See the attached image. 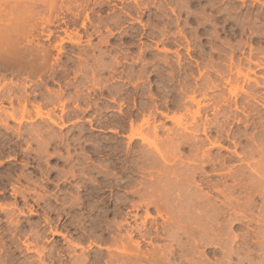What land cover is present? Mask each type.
Listing matches in <instances>:
<instances>
[{
	"label": "rangeland",
	"instance_id": "obj_1",
	"mask_svg": "<svg viewBox=\"0 0 264 264\" xmlns=\"http://www.w3.org/2000/svg\"><path fill=\"white\" fill-rule=\"evenodd\" d=\"M27 1H29L28 6L33 4L28 9L33 7L34 9L28 10V14L32 15L31 18L26 13V17L28 15L29 18H25L27 23H24L22 28L26 26V32H23H29L28 40L32 39L33 43L27 45L26 40L23 41L22 38L20 48L33 50L34 54L41 57L46 55V62L38 59L37 63L34 60L37 66L40 64L43 67L46 63L44 65L46 67L40 70L42 67L36 69L35 66L36 71H29L20 69L19 64L14 62H12L14 65L9 62L0 63V88L5 90L2 89V93L6 94V90L12 88L10 91L14 90L13 93L18 97L21 92L20 97L23 99L25 94L21 86L26 85V88H29L26 89L29 97H27V110L30 112V116L25 115L26 121L20 125L8 121L9 130L0 126V264H81V262L108 264L111 261L115 264L116 260L118 263L121 260L120 244L130 245L131 241L140 242L141 260L138 258V264H264V223L260 218L263 216L264 219V199H262L264 198V86L257 89L248 87L242 84L241 77L238 84L234 83L226 89L220 88L224 79L230 78L231 73L232 75L235 73L232 67L233 70L229 72L231 63L233 66L239 65L237 69H241L240 73L243 75L246 73L250 79L254 78L263 83L264 0H107L108 2L99 0V3L105 2L102 3L101 9L94 11L88 9L80 12L77 17L64 11L59 19L60 22L64 21V24L59 27L42 25L43 18L46 19L47 12L44 7L46 2L42 7L40 3L42 0H34L40 4L34 3L33 0ZM32 1L33 3H30ZM94 1L98 2V0L90 2L94 3ZM67 2L69 4L72 0L65 3ZM135 2L138 7L140 4L139 12L134 11ZM82 23L85 25L83 28ZM28 27H33V30H29ZM63 30H66V33ZM49 31L52 33L48 38ZM77 36H80V43L75 45L70 39L77 40ZM60 39L64 41L60 43ZM27 59L24 60L27 62ZM24 62L22 63L25 64ZM255 63L260 64L262 68ZM13 83H18L19 87L15 89ZM213 83L218 88L211 89ZM191 86L195 87L196 94L193 92L194 94L190 95ZM206 86H210L208 88L211 90ZM228 90L237 92L238 112L233 109V105L228 108L222 103L223 97L228 96ZM242 90L259 99L251 101ZM184 93L186 96L195 95L196 100L202 99L203 94L206 96L201 101L200 120L195 117L198 121L195 119L196 123L192 121L191 114L197 109L194 105L190 104L192 105L190 106L185 102ZM178 99L187 107L176 109ZM7 102L3 103V109L5 107L4 110L10 112L12 109ZM35 105L40 106L43 119L35 118ZM13 107L16 118H19L21 103L15 98ZM215 109H222L221 111L224 114L226 112V115L228 112L231 113L228 117L234 114V117H229L227 121H224V116L220 118L221 115H216L219 116L216 118ZM30 118L32 122H29ZM203 118H207L209 124H220L219 128L222 129L219 131L222 134L217 130V125L209 129L211 132L207 130V133H202ZM213 118L214 121L208 120ZM52 121L56 124H52ZM138 124L143 126L142 134L144 133L145 136L151 131L150 134L153 135L151 128L156 126L154 136L148 135L153 140L147 138L146 143L151 145L143 143L141 147L139 145L142 142L136 139L127 148L130 126L136 128ZM194 125L201 127L194 131L196 130ZM111 129L118 133L109 132ZM193 132L196 134L194 135ZM227 133L229 138H225ZM189 134L193 138L189 137ZM181 135L185 136L183 139L188 136L191 140L196 139L195 136L198 141L194 140L195 145L192 144L193 147H190L185 143L191 141L188 138L184 141ZM217 135L219 136L216 138L222 148L216 146L212 150L208 140L209 138L214 140ZM146 145L154 148L149 151ZM199 146L202 152L199 151ZM138 148L146 149L140 151ZM127 149L129 151L132 149L129 155L126 154ZM143 151H147L149 160L146 161L147 157L143 155ZM157 151L162 152L165 168L162 167L161 158H156ZM150 153L157 155L152 156L157 161L151 159ZM204 153L212 157L209 158L215 167H200L203 166L202 158L204 157V160L206 158ZM142 155L145 157L143 158ZM193 156L195 158H192ZM194 159L196 161H193ZM193 162H196L195 166ZM175 164L182 165L175 167ZM187 164L189 167L202 169L204 173L199 169L200 172H196L194 179L192 173L186 170L189 169ZM165 169L167 175L165 172L163 174ZM177 170L181 172L180 174H184L183 178ZM176 172L179 177L175 175ZM164 175L166 179L161 180L165 183L172 181V185L175 186H170V191L177 190L175 193L179 197L180 192L184 194L182 188L184 186L181 183L189 184L186 181L191 179L190 186L187 184L186 188L185 185V189L188 190L190 187L189 193L195 195L190 196L187 190L182 195L184 199L175 198L174 191V194L171 192L172 194L167 195L175 200L182 202L184 200L188 207L194 206L190 202L200 195L199 202L203 201V198L207 199L206 203L210 202L208 206L205 204L206 209L201 207L200 210L195 205L194 207L199 209L192 210L193 207L190 206L189 209L187 207L188 212L190 211L188 215L184 202L177 203L181 206L176 210L178 206L175 205L176 202L174 205L171 204L174 200L170 199V196H164L165 203H170L175 210H171L166 204L168 211L166 208L164 210L162 207L165 205L160 200V205L161 202L163 204V206L158 204L160 208H157L162 209L160 217L154 206L150 205L145 209L142 203L147 200L148 190L149 195L151 190L156 191L158 186L156 187L155 184H159L161 180L158 178ZM169 175H172V178ZM167 176L172 180L169 181L170 178ZM174 176L177 178L175 179ZM184 176L187 179L185 182ZM154 179L158 182L155 183ZM173 181L177 183L174 184ZM165 183L161 182L164 189L159 184L161 189L158 187L157 190L160 192L157 191L156 196L161 194L160 196L163 197L161 191L169 188L167 187L169 184L166 186ZM198 183L199 187H195ZM255 183H260L263 188L259 186L260 184L258 186L262 190H258L259 187ZM249 184H254L257 188L252 189L254 186L251 185V188ZM213 185L218 192L213 190L215 188ZM145 186L148 190H145L147 189ZM176 186H179V189H176ZM222 187H227L228 191L223 190ZM132 191L136 192L135 197ZM248 191L250 193L246 194ZM220 192L221 195L224 192L228 193L229 196L223 195L226 198L238 199L239 203L235 201L242 208L241 205L254 201L251 203L254 205L253 208L256 207L255 211L252 208L254 216L249 215V218L248 214H245L248 218L247 226L246 221H242L241 217V220L239 216L234 219L233 212L229 213L232 210L223 207L226 205L225 203L222 205L225 200ZM142 195L147 197L143 196L141 199ZM189 197H193L191 201ZM257 197L262 200H258ZM168 200L171 202H166ZM138 203H141V207L137 206ZM132 205L135 209H132ZM212 206L218 209L215 208L217 210L215 213L218 214L212 213L214 211ZM219 207L225 210L221 209L222 213H220ZM180 208L186 213L180 212ZM242 208L240 209L243 210ZM148 209L150 211L146 212ZM261 209L262 211H259ZM21 210L24 215L18 213ZM30 210L32 214H29ZM203 210L205 213L209 212V215L207 213L204 217ZM256 212H261L263 215ZM196 213L201 214L202 217ZM127 214H137L139 218L136 219V225V220L125 219ZM194 214L197 216L194 217ZM171 216L173 220H178L176 223L180 222L178 223L180 227L174 225L180 229L174 227L177 232V234L174 232L175 243L163 237L160 228L166 225L165 221ZM185 217H188L189 223ZM257 217L259 223L256 221ZM145 218L147 221L144 220ZM228 218L240 221L238 223L232 221L231 224ZM193 219L194 221H191ZM143 220L146 222V232L155 227L160 229L156 238L153 236L154 230L151 231L154 240L152 238L150 242L146 239L142 240L133 231L134 226L137 224L141 226ZM182 220L185 222L183 223ZM127 221L130 226L124 224ZM127 234H132L130 238L132 240L129 241ZM235 236L236 238L233 239ZM118 239H121V243ZM231 242L235 245H231ZM231 246L233 253H230ZM130 248L132 247L126 248L129 249L126 252L128 255L125 254L127 258L124 256L126 260L134 252L133 248L130 252ZM224 249L230 254L224 252ZM170 251L173 253L172 256Z\"/></svg>",
	"mask_w": 264,
	"mask_h": 264
},
{
	"label": "bare ground",
	"instance_id": "obj_2",
	"mask_svg": "<svg viewBox=\"0 0 264 264\" xmlns=\"http://www.w3.org/2000/svg\"><path fill=\"white\" fill-rule=\"evenodd\" d=\"M31 1V0H30ZM34 1V0H33ZM33 1L32 2H30V3H33ZM37 1H40V0H37ZM37 1H34V3L35 2H37ZM66 1H68V0H46V1H41L40 3H42V7H43V3L44 2H46L45 3V6L44 7H46V19H44L43 18V22H42V25L43 24H46V27L48 26V27H50V26H56V27H59L61 24H64V21H61L60 22V16H61V14L64 12V11H66V12H68V13H72L73 15H75L76 17L77 16H79V14H80V12H83V11H85V10H90V11H94L95 9L96 10H99V9H101L102 8V6H103V4L105 3H99V0H98V2L97 1H94V3H91L89 0H72V2H69V4H68V2H67V4L65 3ZM104 1V0H103ZM107 1V0H106ZM121 1H124V0H121ZM29 1H27V0H0V63L2 64V63H4V64H7V62H9V63H12V62H14L15 64H19L18 66L20 67V69H23V70H25V69H28L29 71H36V69H39L40 67H42V66H40V64H39V66H37V64H35L36 63V61H37V63H38V59H40L42 62L46 59L45 57H46V55H43V57H41V56H39V55H37L36 53L34 54L30 49L29 50H27L26 48H20V43H22V41L20 42V40L22 39L23 41H24V39L26 40V42H25V44H27V45H30L31 43H33L32 42V39L31 40H28L29 38V36H28V33H24L23 31H25V29H27L26 28V26H25V28H22V27H24V23H27L26 21H25V18H29L28 17V15L30 16V18H31V14L29 13L28 14V7L29 6H32V5H29L28 6V3ZM108 2V1H107ZM106 2V3H107ZM29 3V4H30ZM38 4H40L39 2H37ZM35 5V4H34ZM135 9H134V11L135 10H138V8L140 7V4H139V7H138V5H137V3L135 2ZM39 6V5H38ZM89 6H91L90 8H89ZM105 6V5H104ZM32 9V8H31ZM30 9V10H31ZM33 9H34V7H33ZM32 9V10H33ZM29 10V11H30ZM133 11V10H132ZM131 11V12H132ZM36 12V11H35ZM40 12V11H39ZM138 12H139V10H138ZM26 13L28 14L27 15V17H26ZM126 14V13H125ZM128 14V13H127ZM88 15V14H87ZM87 15H86V17H87ZM130 15V14H129ZM74 17V16H73ZM25 21V22H24ZM33 22H34V20H32ZM41 21V20H40ZM24 24V25H23ZM31 26H33V25H31ZM85 25H84V23H82V28L84 27ZM34 27V26H33ZM33 27H31V28H29V30H31ZM33 30V29H32ZM23 33H22V32ZM28 31V30H27ZM64 31V33H66V30H63ZM26 32V31H25ZM22 33V34H21ZM51 33H52V31H49V35L47 36L48 38L50 37V35H51ZM31 34V33H30ZM32 38V37H31ZM80 36H77V40H72V39H70V42L71 43H73V44H75V45H78L79 43H80ZM64 41V39H60V43H62ZM37 46V45H36ZM59 46H60V44H59ZM20 48V49H19ZM38 52V51H37ZM46 53V52H45ZM38 54H39V52H38ZM41 55V54H40ZM27 57H29V59H30V57H31V59L29 60V59H27ZM27 59V62H26V60H24V59ZM26 62H24V61ZM34 60H36V61H34ZM22 62H24L25 64H23ZM35 62V63H34ZM45 62H46V60H45ZM8 63V65H11V64H9ZM40 63V62H39ZM250 63V62H249ZM248 63V64H249ZM13 64V63H12ZM20 64H23V65H20ZM41 64H43V63H41ZM46 64V63H45ZM44 64V65H45ZM256 64V63H255ZM14 65V64H13ZM44 65H43V67H44ZM257 65V64H256ZM35 66H36V69H35ZM230 66V68L232 67V68H234L235 69V73L232 75V73H231V70H233L232 68L231 69H229V72L231 73V76H233V78H231V76H230V78L228 77L227 79H224V83H223V85H221V87L220 88H223V89H226L227 87H230V86H232L234 83L235 84H238L239 83V79L242 77L243 78V85H247L248 87H250V86H252V88H254V89H257V88H261V87H263L264 86V77H262V80H263V83L261 84V82H259L257 79H254V78H252V79H250L249 77H248V75L245 73L244 75L242 74V73H240V70H238L237 68H238V66H233V64L231 63V65H229ZM228 66V67H229ZM258 67H260V68H262L261 66H260V64H258L257 65ZM37 67H39V68H37ZM43 67L40 69V70H42L43 69ZM46 67V66H45ZM44 67V68H45ZM35 69V70H34ZM262 69H264V67L262 68ZM27 70V71H28ZM227 73V72H226ZM230 73H228V74H230ZM229 76V75H228ZM220 77H221V75H220ZM11 82V81H10ZM207 82V81H206ZM20 83V82H19ZM196 83V82H195ZM210 83V82H209ZM22 84V83H21ZM207 84H208V82H207ZM211 84V83H210ZM9 85H11V87L13 86V87H15V89H16V87L18 88L19 86V84L18 83H13V85L12 84H9ZM23 85H25V84H23ZM205 85V84H204ZM213 85L214 86H212V88L211 89H213V88H218V86L217 85H215L214 83H213ZM3 86V85H2ZM28 86V85H27ZM197 86V85H196ZM211 86V85H210ZM210 86H206L207 88L208 87H210ZM1 87V86H0ZM28 87H30V86H28ZM243 87V86H242ZM5 88V87H4ZM9 88H10V86H9ZM21 88H23V91L22 92H24V94H25V98H23L22 99V97H20V95H21V92H20V95H19V97L18 96H16L13 92H14V90H12V91H10V89H12V88H10V89H7L6 91V94L3 92L2 93V89L3 88H0V126H2V127H4L6 130H9V127H8V121H12V122H15L16 124H18V125H20L23 121H26V116L25 115H28V116H30L29 114H30V112L27 110L28 108H27V97H28V95L26 94V93H28V92H26V89H29V88H26V85L25 86H21ZM20 88V89H21ZM187 88H188V86H187ZM191 88H192V86H191ZM195 88V87H194ZM194 88H192V90L190 91V95H191V93H192V95L195 93L196 94V92H194ZM206 88V89H207ZM190 89V88H189ZM210 88H208V90H209ZM210 89V90H211ZM9 90V91H8ZM22 90V89H21ZM186 90V89H185ZM188 90V89H187ZM3 91H5L4 89H3ZM18 91V90H17ZM16 92V91H15ZM186 92V91H185ZM194 92V93H193ZM17 93V92H16ZM187 93H189V92H187ZM242 93L246 96V97H249V99L251 100V101H257L259 98H256V96H253V95H250V93H248V92H246V91H243L242 90ZM23 94V93H22ZM30 94V93H29ZM184 97H186V101L185 102H188L187 104L188 105H190V104H192V105H194L195 107H196V111H194L191 115L193 116V119H192V121L193 122H195V117H198V119L200 120V118H199V115L200 114H202V113H200L201 111L200 110H202L201 109V101H202V99H204L206 96H205V94H203V95H201L202 96V99L200 98L199 100H196V98H194L195 97V95H194V97L193 96H189V94H188V96H186V93H184ZM13 96H14V98L19 102V103H21V111H20V117L19 118H16V112H15V110H14V107H13V100H14V98H13ZM22 96H24V95H22ZM183 96V95H182ZM181 96V97H182ZM181 97H179V98H181ZM29 98V97H28ZM183 99V98H182ZM7 100H8V102H7ZM183 100H185V99H183ZM177 101V100H176ZM182 100H180L179 101V99H178V103H176V109H179L180 110V108L179 107H181V109H182V107H183V109H184V103H182L181 102ZM222 103H223V105L225 106V107H228V108H230L231 107V105H233V109H235V111H239L238 110V107H237V92H232V91H230V90H228V96L227 97H223V99H222ZM4 102H7V103H9V105H10V108L12 109V111H10V112H8V111H6V110H4V109H6L5 107H4V109H3V103ZM29 102V101H28ZM181 102V103H180ZM247 104H248V102H247ZM183 105V106H182ZM192 105H190V106H192ZM20 106V105H19ZM141 107H142V105H141ZM140 107V108H141ZM146 107V106H145ZM186 107H187V105H186ZM185 107V108H186ZM189 107V106H188ZM36 108V109H35ZM35 114H34V116H35V118H39V119H43L44 118V116H43V114H42V112H41V110L39 109L40 108V106L38 107L37 105H35ZM146 109V108H145ZM190 109V108H189ZM188 109V110H189ZM185 110H187V109H185ZM222 109H215L214 110V114H215V116L216 115H221L220 116V118L222 117V116H224V121H227L228 120V118L229 117H231V116H233L234 114H232L231 116H229L228 117V115L229 114H231V113H229L228 112V114L226 115V112H225V114H224V112H222L221 111ZM232 110V109H231ZM220 112H222L221 114H220ZM185 113H187L186 111H185ZM212 113V114H213ZM233 113H234V111H233ZM194 114V115H193ZM213 114V115H214ZM46 115V114H45ZM190 116V115H189ZM192 116H190V117H192ZM201 116V115H200ZM219 116H216V118H218ZM46 117V116H45ZM163 117H165L164 115H163ZM167 117V116H166ZM234 117V116H233ZM143 118V117H142ZM205 118V117H204ZM203 118V119H204ZM215 118V117H214ZM214 118L213 119H208L209 121H214ZM144 119V118H143ZM142 119V120H143ZM147 119V118H146ZM231 119V118H230ZM34 121V120H33ZM131 121V120H130ZM133 121V120H132ZM191 121V122H192ZM196 121H197V119H196ZM202 122H203V120H201ZM215 121H217L216 119H215ZM29 122H32V119L30 118V120H29ZM142 122V121H141ZM146 122V121H145ZM198 122V121H197ZM201 122V123H202ZM219 122V121H218ZM218 122H216V123H218ZM222 122V124H223V121H221ZM52 124H56L55 122H51ZM196 123V122H195ZM201 123H200V125H201ZM211 123V122H210ZM213 123H215V122H213ZM194 124V123H193ZM199 124V123H198ZM221 124V125H222ZM130 125V124H129ZM132 125H133V123H132ZM139 125V124H138ZM145 125V124H144ZM146 125H147V123H146ZM196 125V124H195ZM195 125H194V128L196 129V130H194V131H197V130H199L200 129V127H198V125L195 127ZM216 125L217 124H209V122L207 123V118L206 119H204V123H203V125H202V133H207L206 131L208 130V132L210 131L209 129H212V127H216ZM152 127H153V125H151ZM193 126V125H192ZM219 126H220V124L219 125H217V127H218V131L220 130V129H222V128H219ZM143 126L142 125H139L138 127H136V128H134V127H132V126H130V134H129V136L127 137V139H128V142H127V148H129L133 143H134V140H139L140 141V143L142 142V144L141 145H139V146H141V147H143L142 145H143V143L144 144H149V145H151L150 143H146L147 142V140L150 138V141H152L153 140V138H152V140H151V137H153L154 136V134H155V127L154 128H151L152 130H153V135H151L150 133L152 132H149V129H148V132H149V134L147 133V136L148 135H151V137H147V136H145L144 135V133L142 134V128ZM149 127H150V125H149ZM147 128V127H146ZM197 128H199V129H197ZM208 128V129H207ZM192 129H193V127H192ZM155 130V131H154ZM217 130H215V131H217ZM201 131V130H200ZM109 132H111V133H118V132H116L115 130H109ZM143 132H146L145 130H143ZM191 132V131H190ZM211 132V131H210ZM220 132V131H219ZM219 132H217V133H219ZM222 132H224V130H222ZM19 133V132H18ZM201 133V132H200ZM216 133V134H217ZM221 133V132H220ZM146 134V133H145ZM191 134V133H190ZM189 134V137L191 136ZM193 134L195 135L196 133L195 132H193ZM198 134V133H197ZM215 134V135H216ZM222 134V133H221ZM221 134H220V136H221ZM241 134V133H240ZM118 135V134H117ZM157 135V134H156ZM205 135V134H204ZM210 135V134H209ZM182 136V135H181ZM180 136V137H181ZM196 136H198V135H196ZM218 136L219 135H217V136H215V138H214V140L213 139H211V140H213V141H211L210 140V138H209V145H210V148L212 149L213 147L215 148L216 146H220L219 145V140L217 139L218 138ZM241 136H243V135H241ZM157 137V136H156ZM188 136H186V139L188 138V140H190L191 142H184L185 144H187L188 146H190V147H193L195 144V141L194 140H196L197 139V137H195L194 136V138H196V139H192L191 140V138H193V136H191V138H189ZM204 138H208V137H205V136H203ZM217 137V138H216ZM148 138V139H147ZM182 139L183 138H185V136H182L181 137ZM180 138V139H181ZM221 138V137H220ZM225 138H229V134L227 133V134H225ZM156 138H154V141H156L155 140ZM186 139H183L184 141H186ZM222 141H223V138L221 139ZM220 140V141H221ZM197 141H198V139H197ZM200 141V140H199ZM202 141V140H201ZM205 141V140H204ZM207 141V140H206ZM149 142V141H148ZM181 142H183V141H181ZM193 142V143H192ZM171 143V142H170ZM198 142H196V144H197ZM202 143H203V141H202ZM156 144V143H155ZM154 144V145H155ZM168 144H169V142H168ZM192 144H193V146H192ZM199 144H201V142H199ZM207 144V145H208ZM149 145H146V146H148L147 148H148V150L149 149H153L152 147L151 148H149ZM170 145H172V143L170 144ZM203 146V145H202ZM205 146H206V144H205ZM205 146H203V147H205ZM221 148H222V146H220ZM125 148H126V145H125ZM140 148V147H139ZM138 148V150H140ZM155 148H157L156 147V145H155ZM159 148V147H158ZM195 148H197V147H195ZM219 148V147H218ZM133 149V148H132ZM131 149V150H132ZM144 149V151H145V149L146 148H143ZM142 149V150H143ZM160 149V148H159ZM198 149V148H197ZM197 149H195L196 150V152H198V150ZM199 151L200 152H202L201 151V149L202 148H200V146H199ZM220 149V148H219ZM115 150V149H114ZM117 150V149H116ZM130 150V151H131ZM138 150H136V151H138ZM142 150H140V151H142ZM156 150H158V149H156ZM163 150V149H162ZM205 150V149H204ZM209 150V149H208ZM213 150V149H212ZM119 151V150H118ZM125 151V150H124ZM129 149H127V153L126 154H128L129 152ZM143 151V152H144ZM150 151V150H149ZM148 151V152H149ZM159 151V150H158ZM157 151V153L156 154H158V156L155 154V155H153L154 154V152L153 151H151V152H153V154H151L150 153V155H151V159L153 160V159H155L156 160V158H158V157H160L161 158V160H162V167L163 166H165V161L163 162V157H162V152L160 153V152H158ZM160 151H161V149H160ZM211 151V150H210ZM126 152V151H125ZM133 153L135 152V151H132ZM147 152V151H146ZM146 152H144L143 153V155H145L146 157H147V153ZM156 152V151H155ZM120 153V152H119ZM122 153H123V151H122ZM138 153V152H137ZM136 153V154H137ZM207 153V152H206ZM124 154V153H123ZM135 154V155H136ZM139 154H141V152H139ZM205 154V153H204ZM208 154H209V152H208ZM129 155V154H128ZM131 155H134V154H132L131 153ZM142 155V156H143ZM193 155H195V154H193ZM206 155V154H205ZM126 156V155H125ZM141 156V157H142ZM145 156H143V158L145 157ZM152 156H157L156 158L154 157V158H152ZM127 157V156H126ZM196 157H197V154H196ZM200 157V156H199ZM201 157H202V154H201ZM209 157H211L210 155L209 156H207L206 155V158H205V160H206V162H205V160H204V157L202 158V162H201V165L203 164V166H200L199 164V166L200 167H206V166H208V167H210V166H213V167H215L214 166V164L212 163V161H211V158H209ZM128 158H129V156H128ZM149 158L150 157H147V159H146V161L147 160H149ZM192 158H195L194 156L192 157ZM198 158V157H197ZM199 160H200V158H198ZM159 160V159H158ZM165 160V159H164ZM199 160H197V161H199ZM213 160V159H212ZM144 161H145V159H144ZM151 161V160H150ZM157 161V160H156ZM190 161V160H189ZM193 161H196L195 159L193 160ZM215 161V160H214ZM217 161V160H216ZM215 161V162H216ZM120 162V161H119ZM155 162V161H154ZM160 162V161H159ZM190 162H192V161H190ZM214 162V163H215ZM218 163H220L219 161H217ZM223 162V161H222ZM127 163V162H126ZM148 163H149V161L148 162H146V164H147V166H148ZM176 163V162H175ZM181 163V162H180ZM189 163V162H188ZM194 163V162H193ZM200 163V162H199ZM217 163V164H218ZM224 163V162H223ZM121 164H123V163H121ZM154 164V163H153ZM156 164V163H155ZM164 164V165H163ZM189 164H192V163H189ZM189 164H187V166L189 165ZM195 164H196V162L194 163V166H195ZM124 165V164H123ZM151 165H152V163H151ZM176 166L175 167H178V166H181L182 164H180V165H177V164H175ZM184 165V164H183ZM198 165H197V167H198ZM216 165V164H215ZM219 166H220V164H218ZM125 167H126V165H124ZM155 166H157V165H155ZM160 166V165H159ZM192 166V165H191ZM150 167V166H149ZM152 167H153V165H152ZM167 167V166H166ZM174 167V166H173ZM189 167V166H188ZM187 167V168H188ZM116 168H119V167H116ZM163 168H165V167H163ZM162 168V169H163ZM184 168V167H183ZM217 168V167H216ZM172 169V168H171ZM199 169L200 168H194V167H189V169H186L187 171L189 170V173L191 174L192 173V176L194 177V175L196 174V172L197 171H199ZM212 169H214V171H217V169H215V168H212ZM126 170V169H125ZM201 170V172L202 173H204L203 172V170L202 169H200ZM160 171H162V170H160ZM177 171H179V170H177ZM181 171H183V173H184V169H182ZM187 171H185L187 174H188V172ZM213 171V170H212ZM164 172H165V175H167L166 173V169H165V171L163 170V174H164ZM200 172V171H199ZM168 173H170V171H168ZM172 173V172H171ZM178 172H176V174L175 175H177L178 176V174H177ZM181 172L179 171V174H180ZM180 174V176L183 178V175L185 174ZM198 173V172H197ZM228 173V172H227ZM161 174H162V172H161ZM162 174V175H163ZM173 174H174V172H173ZM190 174H188V175H190ZM215 174V173H214ZM231 174V173H230ZM160 175V174H159ZM162 175H160V176H162ZM164 175V176H165ZM204 175V174H203ZM228 175H229V173H228ZM162 177V178H158V180H161V179H166V176L165 177ZM169 176H171V178H172V175H169ZM169 176H167V177H169ZM192 176L190 175V177L192 178ZM232 176H233V174H232ZM235 176V175H234ZM104 177V176H103ZM179 177V176H178ZM188 177V176H187ZM224 177H225V175H224ZM157 178V177H156ZM170 178V177H169ZM169 179V181L170 180H172V179ZM174 178H175V176H174ZM173 178V179H174ZM177 178V177H176ZM175 178V179H176ZM189 178V177H188ZM196 177H194V179H195ZM233 178V177H232ZM103 179V178H102ZM112 179V178H111ZM152 179H153V177H152ZM185 176H184V182H185ZM190 179V178H189ZM236 179V178H235ZM104 180H105V178H104ZM157 180V179H156ZM179 180V179H178ZM180 180H182L181 178H180ZM187 180V179H186ZM193 180V179H192ZM154 182H155V179L153 180ZM166 181H168V180H166ZM168 181V182H169ZM190 181H191V179L188 181H186V183L187 182H189V184H190ZM194 181V180H193ZM192 181V182H193ZM232 181H233V179H232ZM231 181V182H232ZM156 182H158V181H156ZM155 182V183H156ZM161 182L162 183H165L164 181H162L161 180ZM161 182L159 183V184H161ZM174 182V181H173ZM176 182V181H175ZM174 182V184H176ZM182 182H183V180H182ZM191 182V183H192ZM102 183V182H101ZM154 183V184H155ZM180 183H181V181H180ZM193 183H195V182H193ZM201 183V182H200ZM203 183V182H202ZM241 183V182H240ZM159 184H155L156 185V187L158 186H160ZM166 184V186L167 187H169V188H166V190H162L161 191V193H163L162 195H163V197L162 196H160L161 194H159L158 196H156V194H158V193H156L157 191L158 192H160V190H157V189H159L158 187H157V189H156V191H154V189H153V191L154 192H152V190H151V192H150V195H149V190H148V187L147 186H145V187H147V189H145V190H148V194H146L147 196H145V195H142L141 196V199H142V197L143 196H145V198L147 197V200H146V202H145V204H144V202L142 203L143 205H145V209H146V207L148 208V206H154V208H156L155 210H157V214H158V216L160 217V212H161V210L162 209H157L159 206H163V204H162V202L164 203V205L166 204L165 203V200H164V196L166 197V196H170V195H167V194H169V193H173V191H170L171 190V188H170V186H175V185H172V181L170 182V183H165ZM188 184V183H187ZM187 184H185L186 185V188L188 187L187 186ZM188 184V185H189ZM195 184H197V182L195 183ZM257 183H255V185H256ZM260 183H258L256 186L257 187H259V186H261V184L259 185ZM102 185H103V183H102ZM146 185V184H145ZM184 186V187H182V186ZM181 185H180V189H181V187L184 189V194L186 193V190L187 189H185V185L184 184H182L181 183ZM193 185V184H192ZM217 186H218V184H216ZM234 185V184H233ZM233 185H232V187H233ZM250 186L251 185H253L254 186V184H249ZM248 185V186H249ZM259 185V186H258ZM99 186V185H98ZM101 186V185H100ZM106 186V185H105ZM104 186V187H105ZM112 186V185H111ZM151 186V185H150ZM154 186V185H153ZM152 186V187H153ZM161 186H162V188L164 189V187H163V185L161 184ZM190 186V185H189ZM214 186V185H213ZM224 186V185H223ZM244 186H246V185H244ZM151 187V188H152ZM195 187H199V183H198V186H196L195 185ZM215 187V186H214ZM225 187V186H224ZM224 187H222L223 188V190L225 189V190H227L226 188L228 187H226V188H224ZM230 187V186H229ZM231 187V188H232ZM257 187H255L254 186V188H252V186H251V188L252 189H255V188H257ZM155 188V187H154ZM179 189V186H176V189ZM190 188V187H189ZM189 188H188V193H189ZM211 188H213V187H211ZM231 188H229V189H231ZM241 188V187H240ZM245 188V187H244ZM261 188H263L262 186H261ZM100 189V188H99ZM150 189V188H149ZM161 189V188H160ZM173 189H174V187H173ZM182 189V190H183ZM191 189H192V187H191ZM219 189H221V188H219ZM234 188H232V190H233ZM243 189V188H242ZM246 189H248V188H246ZM245 189V190H246ZM250 189V188H249ZM264 189V188H263ZM181 190V191H182ZM194 190V189H193ZM193 190H190V191H193ZM196 190V189H195ZM213 190H216V187L213 189ZM251 190V189H250ZM258 190H262V189H260V187L258 188ZM177 190H175L174 191V193L176 192ZM179 191V190H178ZM217 191V190H216ZM221 192H223L222 191V189L220 190ZM228 191V190H227ZM226 191V192H227ZM233 191H235V190H233ZM233 191H231V192H233ZM247 191V190H246ZM246 191H243V192H246ZM251 191H253V190H251ZM254 191H256V190H254ZM180 192V191H179ZM179 192H177V193H179ZM195 192V191H194ZM193 192V193H194ZM218 192V191H217ZM221 192L219 193L220 195H221ZM226 192H224V194H226ZM236 192V191H235ZM234 192V193H235ZM240 192H242L241 190H240ZM259 192V191H258ZM258 192H256V193H258ZM261 192H263V191H261ZM17 193V192H16ZM130 194H131V192H129ZM145 193H146V191H145ZM171 193V194H172ZM173 193V194H174ZM192 193V192H191ZM191 193H189V195L191 196H193V195H195V194H191ZM195 193H197V191L195 192ZM248 193H250V191H248L246 194H248ZM255 193V194H256ZM19 194V193H18ZM17 194V195H18ZM132 194H134V197H135V194H136V192H134V191H132ZM138 194H140V193H138ZM138 194H137V196H138ZM142 194H144V193H142ZM183 193L181 194V192H180V197L181 198H183V196L182 195H184ZM199 194V193H198ZM219 194H217V195H219ZM224 194H222L221 196H223ZM228 194V193H227ZM226 194V195H227ZM251 194H253V192L251 193ZM262 194V193H261ZM260 194V195H261ZM21 195V194H20ZM179 195V194H178ZM219 195V196H220ZM258 195V194H257ZM263 195V194H262ZM15 196H16V194H15ZM24 196V195H23ZM133 196V195H132ZM173 196V195H172ZM174 196H176L175 198H177V197H179V196H177L176 195V193L174 194ZM186 196V198L188 197L187 196V194L185 195ZM199 196L200 195H198L197 196V198H195V196H194V198L195 199H197V201L194 199L193 201H191L192 200V198L191 197H189V199H190V203H193L194 204V206L196 205L197 207H199L200 208V210H201V207L202 208H204V209H206L205 208V206L207 205V204H209L210 202L209 201H207L208 203H206L205 202V200H207L206 198H205V200H204V198L203 197H200V198H203L202 200L203 201H201V202H199L198 201V198H199ZM228 196H229V194H228ZM232 196V194L230 193V197ZM21 197V196H20ZM140 197V196H139ZM138 197V198H139ZM171 197V196H170ZM179 197V198H180ZM224 197V200H225V202H222V205H223V203H225L224 205H226V206H223V207H227V209L230 211V210H232V211H228L230 214H232V212H233V215L235 216V217H233L232 215V217L235 219L236 217H238L239 216V218L241 217L242 218V221H246V226H247V220H248V218H247V215H245V214H248V217H249V215H250V217H252L251 215H253L254 216V214H252V212H253V210H252V208H253V204H251V203H253V202H251V203H245L244 205H241V206H243V208L242 207H240V205L238 204L239 203V201H237L236 199H233L234 197H231V199H229V197H227L226 198V196H223ZM258 197H259V195H258ZM257 197V198H258ZM261 197V196H260ZM264 197V196H263ZM22 198V197H21ZM20 198V199H21ZM24 198V197H23ZM144 198V199H145ZM175 198L173 199L172 197L170 198V199H173L172 201L174 202H171L170 200H168V201H166V202H168L169 203V201L171 202V204L172 205H174L175 204V202H176V204L175 205H179L182 201H179V200H177V199H179V198H177L176 200H175ZM185 198V199H186ZM236 198V197H235ZM262 198V197H261ZM166 199V198H165ZM169 199V198H168ZM184 199V198H183ZM262 199H264V198H262ZM262 199H259L258 198V200H262ZM15 200V199H14ZM17 200V199H16ZM140 200V199H139ZM162 201L161 202V205H160V201ZM188 200V199H187ZM187 200H185V201H187ZM201 200V199H200ZM223 200V201H224ZM238 202H236V201ZM23 201H25V200H23ZM158 201H159V203H158ZM141 202V201H140ZM183 202H184V200H183ZM182 202V203H183ZM188 202V203H189ZM260 202H262V201H260ZM177 203H179V204H177ZM186 202H184L183 204H185ZM243 203V202H242ZM263 203V202H262ZM261 203V204H262ZM17 204V203H16ZM141 203H138L137 204V206L139 205L140 207H141V205H140ZM158 204H159V206H158ZM170 203L169 204H166L168 207H171V210H175V209H172V205H171ZM206 204V205H205ZM241 204V203H240ZM255 204V203H254ZM142 205V206H143ZM163 206L162 208H164V210H165V208L167 207V206ZM186 205V204H185ZM188 205V204H187ZM185 206V208L187 209V207L188 206ZM221 205V204H220ZM264 205V204H263ZM176 206V207H177ZM181 206V205H180ZM180 206H178L177 208H176V210H178V208L180 207ZM184 206V205H183ZM182 206V208H184ZM191 206V205H190ZM189 206V207H190ZM193 205L191 206V207H193L192 208V210L193 209H196L195 207H194ZM208 206V205H207ZM261 205L259 204V207H260ZM132 207H133V205H132ZM131 207V208H132ZM189 207H188V209H189ZM213 207V206H212ZM222 207V208H223ZM259 207H258V209H259ZM139 208V207H138ZM160 208V207H159ZM174 208V207H173ZM182 208H180V212H182ZM198 208V209H199ZM208 208V207H207ZM214 208V207H213ZM216 208V207H215ZM212 209V210H214L213 212H212V210H211V212L214 214L215 212H217V210L216 209ZM220 208V207H219ZM222 208H220L219 209V212H220V210L222 209ZM240 208H242L243 210H241ZM254 208H256V207H254ZM253 208V209H254ZM260 208H262V207H260ZM1 209H2V207H1ZM132 209H135V207H133ZM168 208H166V211H168L167 210ZM186 209H184V210H186ZM188 209H187V212H188ZM198 209H196V210H198ZM208 209H210V206H209V208ZM239 209V210H238ZM139 210V209H138ZM170 210V209H169ZM170 210V211H171ZM216 210V211H215ZM223 211L225 210V208L224 209H222ZM26 211V210H25ZM28 211V210H27ZM148 211H150L149 209L146 211V212H148ZM169 211V212H170ZM204 211V217L205 216H207V213H208V215H209V212H207V213H205V210H203ZM254 211H255V209H254ZM256 211H257V209H256ZM259 211H262V209L261 210H259ZM184 212V214L186 213V211H183ZM182 212V213H183ZM190 212V211H189ZM189 212L188 213H186V214H188V215H190L189 214ZM199 212V211H198ZM210 212V213H211ZM264 212V211H263ZM20 215H24L23 214V211L21 210V211H19L18 212ZM25 213V212H24ZM137 213V212H136ZM168 213V212H167ZM171 213V212H170ZM201 213V212H200ZM203 213V212H202ZM211 213V214H212ZM220 213H222V212H220ZM226 213H227V210H226ZM226 213H223V214H226ZM228 213V214H229ZM255 213V212H254ZM256 213H258V212H256ZM259 213H261V212H259ZM258 213V214H259ZM29 214H32V212H31V210L29 211ZM174 214V213H173ZM197 214V213H196ZM199 214V213H198ZM197 214V215H198ZM206 214V215H205ZM212 214V215H213ZM216 214H218V213H215V215ZM227 214V215H228ZM230 214H229V216H230ZM262 215H263V213H261ZM261 214H259V215H261ZM146 216H148L147 214H145ZM150 215V214H149ZM170 215V214H169ZM181 215V214H180ZM180 215H178V216H180ZM195 215V214H194ZM197 215H195L194 217H196ZM199 215H201V214H199ZM198 215V216H199ZM127 216V218H125L126 220L127 219H129V220H132V221H135L136 219H138L139 217L137 216V214H133V215H129V214H127L126 215ZM125 216V217H126ZM173 216V215H172ZM169 217V218H167V220L165 221L166 222V225H162V226H160V228H161V233H163L162 234V236L163 237H166V238H168V239H170L172 242H174L175 243V241H176V239H175V237L176 236H174V234L176 233L177 234V232H175V230H174V227H175V229H179V228H177V226H174V225H178V223H180V222H177L176 223V221H178V220H176V219H174L173 220V217ZM178 216H177V218H178ZM184 216H186V215H184ZM219 216V215H218ZM255 216H257V214L255 215ZM145 217V216H144ZM149 217V216H148ZM181 217V216H180ZM201 217H202V215H201ZM200 217V218H201ZM210 217H212L211 215H210ZM249 217V218H250ZM263 217V216H262ZM262 217H260L261 218V222H263L264 223V219L262 218ZM186 218V217H185ZM199 218V217H198ZM209 218V217H208ZM214 218V217H213ZM218 218V217H217ZM233 218L232 219H229V220H227V221H229V222H231V224H232V221H235V220H233ZM238 218V219H239ZM241 218H240V220H241ZM255 218V217H254ZM260 218H259V221H260ZM10 219V218H9ZM143 219V218H142ZM182 219V218H181ZM197 219V218H196ZM195 219V220H196ZM204 219V218H203ZM257 219H258V217L256 218V221H257ZM263 219V220H262ZM144 220H146V218L144 219ZM143 220V222H142V225L141 226H139L138 224H137V226H134V229H133V231L134 232H136V234H138L139 236H140V238L142 239V240H144L145 241V239L146 240H148L149 242L152 240V238H153V240H154V237L156 238L159 234V230H158V228L157 227H155V228H153V230H151V231H153L154 233V237H152V235H151V231L150 230H147V232H146V226H145V224H146V222ZM180 220V219H179ZM186 220L188 221V217L186 218ZM204 220H206V219H204ZM240 220H238V221H240ZM251 220V219H250ZM147 221V220H146ZM183 221V220H182ZM181 221V222H182ZM186 221V222H187ZM191 221H194V219L193 220H191ZM190 221V222H191ZM226 221V222H227ZM237 221V220H236ZM235 221V222H236ZM238 221L236 222V223H238ZM136 222H137V220L135 221V225H136ZM185 221H183V223H184ZM229 222H227V225H229L228 223ZM249 222V221H248ZM254 222V221H253ZM258 222V221H257ZM187 223H189V221L187 222ZM192 223V222H191ZM190 223V224H191ZM240 223V222H239ZM251 223H252V220H251ZM250 222H249V224H251ZM259 223V222H258ZM125 225L127 224V226H130V223L127 221V222H125L124 223ZM190 224H185V225H190ZM192 224H194V222L192 223ZM196 224V223H195ZM240 224H242V223H240ZM248 224V225H249ZM182 225V224H181ZM184 225V224H183ZM237 225V224H236ZM118 226H120V225H118ZM139 226V227H138ZM157 226V225H156ZM179 226V225H178ZM238 226V225H237ZM264 226V225H263ZM122 227V226H121ZM136 227V228H135ZM154 227V226H153ZM180 227V226H179ZM182 227V226H181ZM184 227V226H183ZM182 227V228H183ZM188 227V226H187ZM191 227V229H192V225L190 226ZM119 227H117V229H118ZM131 228V227H130ZM148 228V227H147ZM151 228V227H150ZM150 228H148V229H150ZM181 228V229H182ZM186 228V227H185ZM198 228V227H197ZM120 229V228H119ZM171 229H173V230H171ZM187 229V228H186ZM180 230V229H179ZM177 231V230H176ZM192 231V230H191ZM142 232H144V234H142ZM175 232V233H174ZM57 232H54V234H56ZM133 234V233H132ZM132 234H127L128 236H129V241L130 240H132V239H130L131 237H132ZM264 234V233H263ZM262 234V235H263ZM127 236V237H128ZM162 236H159V237H162ZM226 237H228V236H226ZM229 237H230V234H229ZM236 238V236L233 238V239H235ZM159 239V238H158ZM232 239V240H233ZM263 239V238H262ZM118 240H120V243H121V239H118ZM117 240V241H118ZM156 240V239H155ZM231 240V241H232ZM116 241V240H115ZM116 241V242H117ZM124 241V240H123ZM128 241V242H129ZM229 241V240H228ZM114 242V241H113ZM115 242V243H116ZM119 242V241H118ZM114 243V244H115ZM148 243V242H147ZM178 243V242H177ZM117 244V243H116ZM115 244V245H116ZM130 245H127V243H126V245H123V244H120V246H119V248H118V245H116L117 246V249H119V253H120V258H121V260L120 259H118V260H120V262L118 263L117 262V260H116V262L118 263V264H138L139 263V261H138V258H140L139 256H140V251H139V246H140V242H138V241H135V242H130L129 243ZM150 244V243H149ZM152 244V243H151ZM150 244V245H151ZM228 244V243H227ZM229 245V244H228ZM231 245H233L232 244V242H231ZM235 245V244H234ZM233 245V246H234ZM132 247L133 249H134V252L131 254V257H129L128 258V260H126V258H127V256L126 255H128V254H126V252H128L129 251V249L128 250H126V248H128V247ZM227 246V245H226ZM228 247V246H227ZM132 248H130L131 250H130V252L131 251H133V249ZM232 246H231V249H230V253H233V251H232ZM228 250H229V248H228ZM228 250L227 251H225V249H224V252H228ZM117 251V250H116ZM171 252V251H170ZM169 253V252H168ZM230 253H227V254H230ZM126 254V255H125ZM171 255L170 256H172V252L170 253ZM169 255V254H168ZM113 256V255H112ZM111 255H110V257H112ZM124 256L126 257V258H124ZM114 257H116V256H114ZM113 257V258H114ZM123 257V258H122ZM113 258H111V259H113ZM118 257H116V259H117ZM124 259L127 261H124ZM108 260L110 261V259L108 258ZM107 260V261H108ZM115 259H113V261H114ZM131 260V261H130ZM140 260H141V258H140ZM79 261H81L80 259H79ZM107 261H105V262H107ZM76 262V261H75ZM78 262V261H77ZM115 262V264H117ZM138 262V263H137ZM114 263V262H113ZM76 264V263H75ZM80 264V263H79ZM81 264H82V262H81ZM105 264V263H104ZM107 264V263H106ZM108 264H112V261L111 262H108Z\"/></svg>",
	"mask_w": 264,
	"mask_h": 264
}]
</instances>
